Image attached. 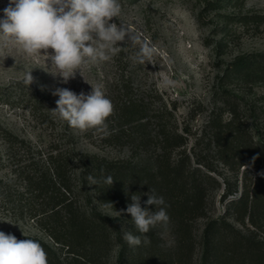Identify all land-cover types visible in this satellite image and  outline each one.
Returning <instances> with one entry per match:
<instances>
[{
  "label": "rangeland",
  "instance_id": "obj_1",
  "mask_svg": "<svg viewBox=\"0 0 264 264\" xmlns=\"http://www.w3.org/2000/svg\"><path fill=\"white\" fill-rule=\"evenodd\" d=\"M118 2L121 14L113 22L123 23L135 39L119 42L117 53L85 65L83 76L77 71L67 84L50 73L59 70L45 55L29 56L0 36V231L18 240L44 241L55 251L56 264H90L77 253L88 254L92 247L100 264H264V219L253 224L247 214L241 222L235 212L244 168L260 173L237 159L257 147L264 150V75L233 68L238 60L264 58V0ZM8 3L0 0V10ZM145 38L155 51L150 60L140 61L137 53ZM30 72L33 82L28 84ZM89 83L103 85L113 113L105 129L81 132L52 114L59 98L52 91L65 87L88 93ZM159 125L186 138L171 151V160L182 161L183 167L172 171L171 183L161 177L168 172L160 168L168 154L157 137ZM218 145L231 166L220 160ZM53 155L67 158L69 196L84 218L95 220L85 223L77 256L26 210L33 194L24 177L47 173L54 179ZM92 164L102 166L95 182L88 175ZM127 165L136 166L143 179L110 189L108 170ZM174 177H183L185 185L173 189ZM227 180L232 190L224 196ZM127 188L142 195V207L150 188L163 196L167 226L137 232L126 212L134 194ZM198 188L203 193L192 194ZM49 195L34 203L44 222L51 221ZM124 231L140 236L141 244L129 246Z\"/></svg>",
  "mask_w": 264,
  "mask_h": 264
},
{
  "label": "clouds",
  "instance_id": "obj_2",
  "mask_svg": "<svg viewBox=\"0 0 264 264\" xmlns=\"http://www.w3.org/2000/svg\"><path fill=\"white\" fill-rule=\"evenodd\" d=\"M0 11V36L6 38L7 43L19 46L29 56L45 55L50 66L59 70L50 73L62 78L64 84L75 78L77 71L82 75L85 65L108 60L110 55L119 51V42L135 39L129 36V30L123 23L113 22V18L119 19L121 14L118 0H9ZM154 51V46L145 38L137 59L150 60ZM32 82L30 72L25 83ZM165 83L170 84L171 81ZM90 85L88 93L82 91L77 94L65 87L52 91V95L59 97L55 101L56 107L50 109L52 114L81 132L105 129L107 119L113 113V105L103 85ZM105 183L113 185V178L106 177ZM143 195L148 197L144 201L146 206L142 207V195L134 193L126 208L137 232L145 234L158 225L167 226L170 217L164 197L152 188ZM151 205L155 206L154 210L147 207ZM123 239L129 246L141 244L140 236L131 231H124ZM0 264H48V260L38 240H18L12 233L0 231Z\"/></svg>",
  "mask_w": 264,
  "mask_h": 264
},
{
  "label": "trees",
  "instance_id": "obj_3",
  "mask_svg": "<svg viewBox=\"0 0 264 264\" xmlns=\"http://www.w3.org/2000/svg\"><path fill=\"white\" fill-rule=\"evenodd\" d=\"M234 64L235 66H233V68L238 72L243 71L244 75H248L250 73L262 74V76L264 75V58H257L247 63H241L240 60H238ZM123 106H132V104L130 103L127 106L126 104H124ZM170 114H172L171 111ZM234 118L235 117H233L232 121L230 122H233L235 120ZM169 130L173 129H168L166 125H159V132L157 133V137L163 141L162 151L168 154L165 155L164 158L166 161L161 164L160 167L161 169L163 167L168 170V172L162 171L163 173L161 176L163 180L167 181V183H171L169 181L170 176L172 175V171H180L181 169H183L182 161L179 160L178 162H174L171 160V151L174 147H182L186 142V138L184 137V135L177 131H174L172 133ZM214 138V141L218 143V134L216 132L214 134ZM217 152H219V158L223 162V164L231 166L232 163L227 157V153L224 154L221 151L219 145ZM60 159L61 157H58L57 155H53L50 157L51 162H56L54 163V168L52 169L54 179L51 174L48 175L47 173H41L40 176H35L34 174L30 173L24 177L26 179V186L28 187V189L32 190L33 194V196H31L30 200L28 201L26 210L37 218V222L43 228L49 230L53 238L58 243L67 246L70 252H73L75 254L74 256H77V254H79L80 257L87 258L90 264H100V262L98 261V254L94 250V247H92V251L88 254H76L75 249L82 245V237L87 231V225L85 223L87 221H90V223H95V220H93L92 217L88 218L86 214L84 218V215L81 213L80 209L77 208L76 201H74V199L69 196L71 194V188L69 184L70 177L67 175V158L65 159V161H60ZM237 160L242 165H250L252 168L260 171L259 174H253L251 169L244 168L242 177V189L240 191V197L235 208V212L237 214L236 216L238 217L239 221L244 222L246 215L248 214L250 215L253 224H258L260 220L264 219V217H261L262 215H264V175H261V173L264 172L263 147H257L254 152H251L247 155L241 154L239 155ZM64 163H66V165ZM88 168L90 170V173L88 172L90 179L94 182L97 181V177L98 175H100L99 170L102 169V166L92 164ZM135 170L136 166L130 167L129 165H127L121 167L120 169L118 166H112L108 170V176H111L114 181L110 189H112L114 186H122L124 188L127 185H131L133 183L138 184V180L140 179L141 181L143 177H141L140 175L137 176ZM47 176L50 178V182H47ZM182 178H173V189L180 188L181 186L185 185H183L182 183ZM226 184L228 185V193H224V196H227V194H229V192L232 190L229 180L226 181ZM128 190L129 188H127L126 191ZM194 190H196L194 191V193H192L194 195L201 194L204 191V189L199 188ZM128 192L134 193L136 192V189H134V191L129 190ZM47 193L50 194L47 201V204L50 207V209H48V211L50 212L48 213L51 220L50 222H44V218H42V216L45 215L39 213V209H37L34 204L36 203V201H38V198H41L42 194ZM101 197L103 200V195H101ZM18 204L19 207H24L20 201L18 202ZM240 209H242V212H239ZM79 212L81 213L82 218H79L81 217ZM51 217L53 219H51ZM49 223H51L52 226H49ZM96 225L100 226L98 224ZM15 236L17 239H20V237H17V235ZM39 242L47 254L48 264H56V262H58L59 260H57L55 251L44 241Z\"/></svg>",
  "mask_w": 264,
  "mask_h": 264
}]
</instances>
